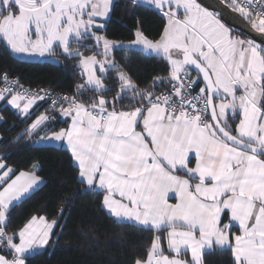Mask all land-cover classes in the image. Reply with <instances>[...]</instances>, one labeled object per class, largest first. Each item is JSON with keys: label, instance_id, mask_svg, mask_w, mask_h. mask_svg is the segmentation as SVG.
<instances>
[{"label": "snow or ice", "instance_id": "obj_1", "mask_svg": "<svg viewBox=\"0 0 264 264\" xmlns=\"http://www.w3.org/2000/svg\"><path fill=\"white\" fill-rule=\"evenodd\" d=\"M132 3L166 19L158 39L139 26L128 45L94 31L103 27L97 21L109 16L111 0H0V38L13 52L59 62V48L86 77L75 94L52 97L24 134L43 131L45 142H66L80 182L101 190L102 207L117 220L167 229V252L156 235L146 258L134 264H205L204 253L217 249L230 250L231 264H264V46L235 34L220 12L198 0ZM226 4L264 34V0ZM92 47L102 50L85 55ZM123 47L159 56L167 76L141 88L112 55ZM112 79L118 87L109 99L105 80ZM0 80V100L26 117L37 100L51 96L23 89L7 73ZM157 84L167 91L157 93ZM57 104L70 120L58 130L47 114ZM37 169L17 174L0 157V264H27L59 224L32 216L8 231L12 207L41 182Z\"/></svg>", "mask_w": 264, "mask_h": 264}, {"label": "trees", "instance_id": "obj_2", "mask_svg": "<svg viewBox=\"0 0 264 264\" xmlns=\"http://www.w3.org/2000/svg\"><path fill=\"white\" fill-rule=\"evenodd\" d=\"M165 23L166 19L151 6L136 7L132 0H115L110 18L99 32L111 40L125 42L135 39L134 30L139 26L150 39H158ZM231 29L235 34L249 39L243 33ZM85 43L91 44L92 41L86 40ZM72 47L77 45L73 44ZM101 50L92 47L84 54H95ZM56 55L59 62L22 59L0 38V74L8 72L31 86L50 87L73 95L77 84L84 83L85 76L82 69L75 66L78 60L65 58L59 48ZM112 55L141 88L152 86L157 77H166L168 74V67L162 58L142 50L117 48ZM105 83L111 87L108 93L111 99L117 91V81L105 80ZM155 87L157 92L167 90L165 84ZM39 112L23 118L9 105L0 108L3 117L0 120V135L3 137L0 140V157H4L16 169V173L38 165V175L45 180L39 189L12 207L8 231L21 227L32 216L59 220L50 243L32 253L27 264H134L136 259L146 258L156 235L161 236L165 248L166 237L163 232L118 221L108 214L101 204L102 192L89 190L80 182L78 167L67 148L39 145L35 136L24 134V129ZM66 125L59 119L55 122V129ZM61 208L63 214L58 215ZM204 260L205 264H231V252L227 249L206 252Z\"/></svg>", "mask_w": 264, "mask_h": 264}, {"label": "water", "instance_id": "obj_3", "mask_svg": "<svg viewBox=\"0 0 264 264\" xmlns=\"http://www.w3.org/2000/svg\"><path fill=\"white\" fill-rule=\"evenodd\" d=\"M198 2L211 11L220 12L222 22L228 27L243 33L257 44L264 46V34L252 28L249 22L241 17L238 12L229 8L224 0H198Z\"/></svg>", "mask_w": 264, "mask_h": 264}, {"label": "crops", "instance_id": "obj_4", "mask_svg": "<svg viewBox=\"0 0 264 264\" xmlns=\"http://www.w3.org/2000/svg\"><path fill=\"white\" fill-rule=\"evenodd\" d=\"M256 43V42H255ZM257 44V43H256ZM9 99H10V97H9ZM3 105H9L15 112H17V114L18 115H20L21 117H23V118H25L26 116H25V114H23L22 112H19L17 109H15L13 106H11L10 104H7V102L6 101H3V100H0V108L3 106ZM45 110H48V108L47 107H44L43 105H39V103L37 102L35 105H33V107H32V109H30V113L32 114L33 112H39V114L37 115V116H39L41 113H44L45 112ZM57 114H58V116H59V119H61L63 122H65V118H63L60 114H59V110H58V112H57ZM0 117H1V115H0ZM36 119V118H35ZM34 119V120H35ZM67 125L70 123V120H68L67 122ZM67 125L65 126V127H67ZM64 128V127H63ZM35 136V140H36V142H37V144H39V145H53V146H62V147H65V148H67L68 149V147H67V145H66V142H60V141H52V142H45V141H43V140H41V139H39L40 137H43L44 136V132L43 131H41L38 135H34ZM0 137H1V135H0ZM69 150V149H68ZM70 151V150H69ZM76 164V163H75ZM77 166V165H76ZM23 171H27V170H23ZM18 174V173H17ZM37 175H38V172H37ZM40 176V175H39ZM41 177V176H40ZM44 182H45V180L41 177V182L39 183V186L37 187V188H35V190H33V191H31L30 192V194H27L24 198H22V200L20 201V202H22L26 197H28L29 195H31L33 192H35L37 189H39L43 184H44ZM87 189H89V188H87ZM89 190H97V191H101V190H99V189H89ZM171 195H173V194H171L170 193V196ZM20 202H18V203H16V204H19ZM171 202H175L174 200H172ZM15 204V205H16ZM105 209V208H104ZM106 210V209H105ZM107 211V210H106ZM116 219V218H115ZM117 220V219H116ZM118 221H120V220H118ZM125 222H129V221H125ZM131 223H133V222H131ZM233 231L235 232L236 231V229L234 228L233 229ZM160 232H163L164 234H165V237H166V235H167V229H164V230H162V231H160ZM162 244V243H161ZM47 246V245H46ZM45 246V247H46ZM44 247V248H45ZM163 247V246H162ZM164 248V247H163ZM165 249V251L167 252V240H166V247L164 248ZM38 250H41V249H37V250H34V252H36V251H38ZM33 252V253H34ZM207 252V251H206ZM205 252V253H206ZM204 253V254H205ZM188 255H189V257H190V253H188Z\"/></svg>", "mask_w": 264, "mask_h": 264}, {"label": "built area", "instance_id": "obj_5", "mask_svg": "<svg viewBox=\"0 0 264 264\" xmlns=\"http://www.w3.org/2000/svg\"><path fill=\"white\" fill-rule=\"evenodd\" d=\"M224 1L226 2V0H224ZM4 73H7L9 79H15V80H18L19 85H21V86L23 87V89L31 90L32 92H39L40 95H44V91H43V90H46L47 92H49V93L51 94V96H45V99H44V100H37V102L39 103V105H43V106L47 107L48 109L51 108L52 97H57V96H60V95H69V96L72 95V94L67 93V92L55 91V90H53V89L50 88V87H44V86H31V85H29V84L24 83V82L20 79V77H18V76H13V75L9 74L8 72H4ZM193 75H194V74H193ZM3 86H4V85H3V81L1 80L0 87H3ZM199 86H202V84L199 85ZM199 86H197V91H198ZM19 90H20V89L17 88V91H19ZM165 91H167V90H165ZM165 91H160V92H165ZM160 92H157V93H160ZM64 106H67V105H64ZM59 107H60V105L57 104L55 110H49V111L47 112L48 115H50V116H55V117H56V121L59 120V116H58V114H57V112H58V110H59ZM56 121H55V122H56Z\"/></svg>", "mask_w": 264, "mask_h": 264}, {"label": "rangeland", "instance_id": "obj_6", "mask_svg": "<svg viewBox=\"0 0 264 264\" xmlns=\"http://www.w3.org/2000/svg\"><path fill=\"white\" fill-rule=\"evenodd\" d=\"M114 1L115 0H111V6H110V13H109V16L107 17V18H98V21H97V23L99 24V25H103V27L102 28H97V29H94V31H97V33L99 34V35H102V36H104L103 34H101L100 32H99V30H102V29H104L105 28V25H106V22H107V20L110 18V16H111V9H112V5H113V3H114ZM240 36V35H239ZM241 38H244V37H242V36H240ZM247 39V38H246ZM113 41H115V40H113ZM132 41V40H131ZM117 42H119V41H117ZM123 42V41H122ZM129 42L130 41H125V42H123V44L124 45H128L129 44ZM10 47V46H9ZM123 48H128V47H123ZM11 49V48H10ZM129 49H131V48H129ZM135 49H138V50H141L139 47H137V48H135ZM60 50V49H59ZM143 51V50H142ZM13 52V51H12ZM15 55H17L18 57H20V58H22V59H26V60H49V61H56V58H54V57H52V56H48V55H45V56H43V57H41V56H39L38 54H36V55H28V54H19V53H15V52H13ZM89 55H92V54H89ZM98 59H103V56L101 57V58H99L98 57ZM97 68H98V66H97ZM82 72H83V70H82ZM100 73H99V71H97V75H99ZM85 79H86V77H85Z\"/></svg>", "mask_w": 264, "mask_h": 264}]
</instances>
